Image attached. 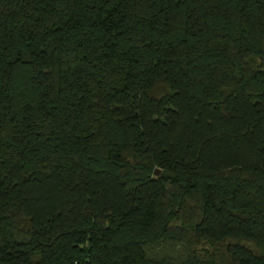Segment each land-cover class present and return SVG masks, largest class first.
Listing matches in <instances>:
<instances>
[{
	"label": "trees",
	"instance_id": "1",
	"mask_svg": "<svg viewBox=\"0 0 264 264\" xmlns=\"http://www.w3.org/2000/svg\"><path fill=\"white\" fill-rule=\"evenodd\" d=\"M0 264H264V0H0Z\"/></svg>",
	"mask_w": 264,
	"mask_h": 264
},
{
	"label": "water",
	"instance_id": "2",
	"mask_svg": "<svg viewBox=\"0 0 264 264\" xmlns=\"http://www.w3.org/2000/svg\"><path fill=\"white\" fill-rule=\"evenodd\" d=\"M155 173L157 174V173H158V171H155Z\"/></svg>",
	"mask_w": 264,
	"mask_h": 264
}]
</instances>
